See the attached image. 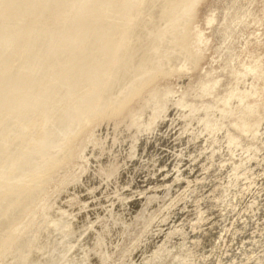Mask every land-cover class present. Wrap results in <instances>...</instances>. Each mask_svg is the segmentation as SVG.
Wrapping results in <instances>:
<instances>
[{
	"label": "rangeland",
	"instance_id": "rangeland-1",
	"mask_svg": "<svg viewBox=\"0 0 264 264\" xmlns=\"http://www.w3.org/2000/svg\"><path fill=\"white\" fill-rule=\"evenodd\" d=\"M147 6L0 0V264H264V0Z\"/></svg>",
	"mask_w": 264,
	"mask_h": 264
},
{
	"label": "bare ground",
	"instance_id": "bare-ground-1",
	"mask_svg": "<svg viewBox=\"0 0 264 264\" xmlns=\"http://www.w3.org/2000/svg\"><path fill=\"white\" fill-rule=\"evenodd\" d=\"M114 3L116 5V9H119L121 10L122 6L124 4L127 3V0H114ZM148 0H140V9L136 12H132L130 13L129 15V25L131 26L136 20L137 18L141 15L142 13V10H147L148 9ZM159 9H160V6L159 5H156V6H153L148 12L147 16L150 15V14H154V15H157L159 13ZM2 15H13L11 12H12V9H11V6H8V7H4V9L2 10ZM128 25V29H129V26ZM124 31L122 33V38L120 39V41L117 43L116 47L117 48H121L122 46L125 45L126 43V40L128 39V37L130 36V29L129 31ZM120 30V27L117 25L115 27V31H119ZM134 37L135 38H139L141 35L139 33H133ZM113 37H114V34L110 35L107 40H106V45L112 43L114 40H113ZM110 58V63L112 62H115V52L113 54H111V56H109ZM93 107V106H92ZM2 172V169H0V206L3 204V203H9V199H10V195H11V191L13 190V186L15 184H19L20 181L18 182H14V183H11V175H10V171L9 172H5V173H1Z\"/></svg>",
	"mask_w": 264,
	"mask_h": 264
}]
</instances>
